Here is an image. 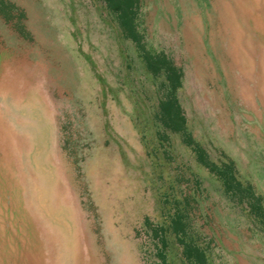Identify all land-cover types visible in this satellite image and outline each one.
Masks as SVG:
<instances>
[{"label":"rangeland","instance_id":"obj_1","mask_svg":"<svg viewBox=\"0 0 264 264\" xmlns=\"http://www.w3.org/2000/svg\"><path fill=\"white\" fill-rule=\"evenodd\" d=\"M191 137L264 197V0H139ZM105 0H0V264H264V221L165 126L172 99ZM169 106V105H168ZM147 221L149 223H147Z\"/></svg>","mask_w":264,"mask_h":264},{"label":"trees","instance_id":"obj_2","mask_svg":"<svg viewBox=\"0 0 264 264\" xmlns=\"http://www.w3.org/2000/svg\"><path fill=\"white\" fill-rule=\"evenodd\" d=\"M105 2L117 18L124 36L136 44L147 68L156 76L165 73L169 80V94L172 99L168 103L169 106L167 105L166 113L170 122H165V126L184 135V142L193 147L199 163L223 181L224 190L228 196L238 199L239 202H247L250 211L264 221V197L257 192L252 183H244L239 178L235 162L229 160L218 164L212 161L206 149L196 142L187 131L182 107L175 96L176 91L181 87L180 73L173 61L165 54L152 51L146 47L144 34L138 28L139 0H105ZM147 223L149 222L147 221ZM170 228L178 236L183 247V257L188 264H211L206 250L195 239L189 237L186 216L180 208L175 211L174 215L170 216ZM164 229L163 226H156L152 230L156 237L160 236L159 240L162 247L158 248V252L162 262H164L163 264H167L164 255L167 239L163 233L159 234L160 231L164 232Z\"/></svg>","mask_w":264,"mask_h":264}]
</instances>
